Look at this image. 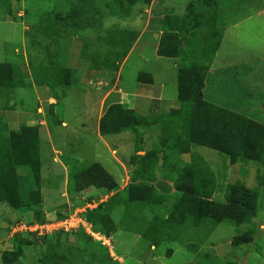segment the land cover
<instances>
[{
	"label": "rangeland",
	"instance_id": "obj_1",
	"mask_svg": "<svg viewBox=\"0 0 264 264\" xmlns=\"http://www.w3.org/2000/svg\"><path fill=\"white\" fill-rule=\"evenodd\" d=\"M117 5V0H0V63L15 61L17 65L23 66L14 68L17 76H29L22 47H27L32 55L38 54L32 49L34 47L40 50L38 48L45 40L42 38L44 36L37 32L50 34L51 26L55 27V32L58 31L61 24L59 20H68L70 14L79 10V28L66 29V36L58 41L57 62L61 67L75 71L79 82L76 89L78 91V87L83 83L85 92L87 91L83 95L89 101L96 96L97 90L111 89L110 81L115 80L118 71L116 72V66H112V71L99 77L97 81H84L80 70L86 68L88 63L81 59L80 52L93 41L94 30L98 33L99 29L103 32L114 30V25L106 22L109 17H113ZM50 19L54 22L52 25L49 24ZM84 19L89 21L87 25L91 24L94 28L82 24ZM69 21L74 22L72 19ZM99 39L97 36L94 40L97 45L93 50L102 55L115 51ZM16 50H21V55L16 57ZM127 50L122 51V57H116L113 61L119 60L121 63ZM48 57L51 59L53 56L45 54L43 59ZM250 58L253 60L251 63H238L240 66L237 71L235 63L227 70L216 63V72L209 75L204 82L203 101L212 107L235 114L225 121L224 128L221 126L223 124L218 122L220 117L217 118L218 113L213 108L212 114L206 110L199 114V117H193L195 130L204 133L207 138L219 141L221 147L228 152L195 145L190 147L189 153L184 154L178 150L167 151L165 147L159 148L162 125L156 124V121L163 119L171 111L180 109L177 102L173 109H169L168 104L159 106L158 111L153 113L149 111V106L138 103L133 112L136 117L142 119V124L138 127L140 132L138 130L136 146L138 142L142 144L147 140L146 152L151 151L155 155L156 163L153 167L149 166V175L163 172L167 178L171 175L175 182L180 169L187 170L189 165L199 168L204 171L202 176L208 177L215 184L209 200L219 204L226 203V187L243 186L252 190L257 196V204L253 214L247 215L241 223L198 222L187 214L184 196L177 191L167 197L158 195L148 183L146 173L135 172L132 180L125 179L116 184L112 191H99L91 187L77 192L71 180L78 171L86 169L97 160L92 151L82 150L83 137L78 136L76 138L79 139H75L66 132L69 129L67 124H74L83 111V95L76 89L69 90L67 94L63 89L52 91L43 88L42 92H36L34 89L26 92L17 90L14 109L17 111L14 116L16 122L25 125V113L32 116L41 113L37 124L42 122L41 126L48 128L56 126L60 132L58 136H54L56 139L53 138L52 143L40 133L41 188L40 184L36 187L30 178L31 189L36 191L39 187L41 191V196L38 190V195L33 198L37 204L31 205L30 208L24 207L17 216L0 217V264H264V142L261 138L253 136L255 132L264 136L259 129L261 125L264 126V56ZM174 63L173 60L155 58L141 68V72L153 76L157 85H166L163 94L170 102L176 100L178 93L177 69L173 68ZM133 64L134 60L131 58L122 70L119 86L123 90L132 85L138 69ZM243 65L252 69V78H246L245 72H248V69ZM11 69L6 68L0 75H8L7 71L10 75ZM146 77L145 74L140 75V78ZM98 82L101 84L97 85ZM67 95L70 98L69 104L58 103L50 106V103H53L51 97L64 98ZM118 101V94L111 93L105 111L112 103ZM3 108L4 104L0 98V126ZM18 111L22 112V116ZM187 112L189 116L186 118L190 121V107ZM99 115L100 110L92 112L91 121L96 122ZM186 118L169 123L171 133L176 138L178 134L186 135L192 132L191 128L181 129V122L183 125ZM148 126L152 127V133L146 138ZM13 128H18L17 124ZM96 141L101 143L98 139ZM74 145L79 149L77 154L70 150L74 149ZM51 146L56 150L60 149L59 156L63 164L57 161L59 166L52 163L53 168L46 170L51 162ZM130 155L132 156L131 153L125 156L126 164L133 163L132 157L128 160ZM174 186L176 189L175 183ZM93 200L99 205L95 212L89 215V219L101 234L98 241L83 231L36 237L33 240L24 234H13L12 229L19 221L52 218V215L49 216L52 213L61 218ZM190 202L192 201L189 200L188 204ZM103 217H108L111 222L104 221ZM234 240L238 241V244ZM245 240L247 243H242Z\"/></svg>",
	"mask_w": 264,
	"mask_h": 264
},
{
	"label": "crops",
	"instance_id": "obj_2",
	"mask_svg": "<svg viewBox=\"0 0 264 264\" xmlns=\"http://www.w3.org/2000/svg\"><path fill=\"white\" fill-rule=\"evenodd\" d=\"M117 1L119 3V5H117V10L112 14L113 17H109V20L106 22L113 24L114 30L109 33L107 32L104 36L101 29H99L100 34L94 30L93 41H90L91 43L83 47L80 52L81 59L88 63L86 68L83 67L80 70L82 71V77L84 81L91 83L97 81L99 77L109 73V71H112L111 68L105 69L103 66L100 70H94L91 66V60L88 58L87 53L93 50L95 45H97L94 43L96 37L99 36L100 38H104L109 34L107 39L113 40L114 50H119V46H122L123 43L128 44L129 47L127 48L128 52L125 55L126 57L121 63L116 64V72H118L115 80L110 81V86L112 87L109 91L97 90L96 96L90 98L88 101L87 97L83 95L87 93V91L85 92L86 87L83 83L78 87L81 91H77L76 89L79 82L76 78L75 71L56 64H44V68H46L48 72H51L52 75H49L50 73H41L38 75L39 63H44L42 61L44 56L43 49H46V43L49 41L42 36L38 37H42L45 42L38 48L40 50H38L39 52L36 55L37 60L35 65H32L29 61L31 51L24 45V47H22L27 60L26 67L29 71V76L23 78L17 76V71H15L14 68L22 65H17L15 61L13 63H0V65L12 68L11 74H8L10 78L8 77V81H5V83L0 86V95L2 94L0 98L4 104V108L2 109L4 114L2 115V125L0 126V134L2 135L0 136L3 138H10L12 134H19L23 129H32L35 131L32 133L31 138L34 141L33 146L36 151V158L39 165L40 188L42 184L39 152L40 133L46 136L52 143V139L55 138L54 136H58L60 130L56 126L51 128L41 126L42 122H38L37 124V121L41 118V113L35 116H32L30 113H25V125L16 122L14 116L17 111H14V109L16 108L15 97L18 95L17 90L26 92L27 90L34 89L36 92H42L43 88L52 91L63 89L67 94L69 90L76 89L78 93L83 95L82 99L85 100L82 105V107H84L82 108L83 111H81L80 117H77L78 119L74 124H67L69 129L66 130V132L71 134L72 138L75 139H79L76 138L78 136H81V138L83 137L84 142L82 144L83 146L81 145L83 147L82 150L92 151L94 153V158L97 159L93 164H99L112 177L114 183L119 184L125 179L128 181L132 180V175L136 170L132 164H126L125 156L129 153H131L132 156L145 155V153H147L148 142L144 140L142 144L138 142V146H136V140L139 138V128H137V131L125 130L115 135L102 136L100 134V128L102 118L106 112V102L111 93H116L118 94L119 101L112 104L122 105L126 110L134 112L137 109L138 103H144L149 106V111H151V113L158 111L157 109L159 106L162 107L169 104L168 108L173 109L175 103L177 102L178 104L177 98L176 100H172L173 102L165 98L163 94L166 86L165 84L157 85L151 74L141 72V68L147 63L152 62V60H155V58L173 60L175 62L173 68L178 70L182 63V58L159 56L158 51L160 46H162L161 48L164 54L170 53L171 55L180 54L181 56H193L196 54L195 51L198 52L202 48L203 45L201 42L203 41L206 43L207 36H215V40L217 42L219 40V43L208 65L206 64L207 70L204 82L209 75L211 76L216 72V63H219L224 70H227L228 67L231 68L235 63L237 64L235 71H237L240 66L239 64L242 65L243 63H251V61H253L250 56H264V0H135L132 3H128V0ZM50 22H52V19H50ZM111 32L114 33L111 34ZM52 40L60 41L61 38L53 36ZM53 41L50 44L49 53L54 56L55 59L51 60L55 63L57 59L55 53H57V51L59 53V43H54ZM257 42L260 44H257ZM105 44L110 47L109 44ZM168 48L170 50L169 52L167 50ZM18 55H21V50H16V57ZM131 58L134 60L133 65L138 69L132 80L131 87L123 90L122 87L119 86L120 76L122 70ZM184 63L187 65H195V63L189 59H186ZM243 66L248 69V72H245L247 73L245 75L246 78H252L253 75L250 73L252 69H249L247 65ZM59 69L63 72L60 74L59 80H57L58 78H55L53 75L59 74ZM217 70L219 71V69ZM241 70L242 69H240V71ZM141 74L149 75L151 77V82L148 81L147 78L139 79V75ZM98 84H101V82H98L97 85ZM58 99L60 100L58 101ZM69 100L70 98L68 95L64 98L51 97L53 103H50V106H55L58 103L69 104ZM95 110H100V115L98 120L93 122L91 121V116L92 112ZM37 112H39V110H37ZM19 115L22 116V112H19ZM248 119L250 120V118ZM57 120L60 121V119ZM52 121L55 122L53 119ZM15 123L18 128H13V126L16 125ZM62 125L65 124L62 123ZM151 129L152 127L149 126L146 128V138L151 135ZM96 139L100 140L101 143H98ZM58 147L60 148L59 141ZM59 148L56 150L54 146H51V162L47 165L46 170L53 168L52 163L59 166V164L56 163L57 161L63 164L59 156ZM76 148L78 147L74 145V149L70 148V150L77 154V150L79 149ZM132 156L130 155L128 160ZM76 157L79 158V156ZM2 158L4 161L3 164L8 167V156H6V158L2 156ZM13 165L16 167L17 175L23 180V195H25L26 192L32 188L30 187V178L32 177L30 176L29 170L23 165L16 166L15 162H13ZM59 177L61 182V176ZM146 177L149 179L148 183L158 195L167 197L176 192L174 180L171 178V175H168L170 178H167L163 172H156L154 176L147 174ZM44 180L47 181L45 177ZM71 182L73 183V179ZM40 188L39 193L41 196ZM96 190L103 191L105 189ZM24 207L30 208L31 205L27 202H22L21 207L12 208L5 202H0V217H10V215L11 217L17 216ZM50 215H52V218L58 216L54 213L49 214V216ZM52 218L44 217L43 219ZM24 219H26V217Z\"/></svg>",
	"mask_w": 264,
	"mask_h": 264
},
{
	"label": "trees",
	"instance_id": "obj_3",
	"mask_svg": "<svg viewBox=\"0 0 264 264\" xmlns=\"http://www.w3.org/2000/svg\"><path fill=\"white\" fill-rule=\"evenodd\" d=\"M135 0H128V3H132ZM81 11L76 10L72 15L70 14L66 19H61L59 22L61 23L58 27L59 30L55 32V27L51 26L52 31L50 34L39 33L37 34L44 36L47 38L48 41L46 44V49H43V54H49L50 56V44L52 43V37L56 36L62 39V37L66 36V29H77L79 28L78 20ZM72 19L74 22H70L69 20ZM50 22L49 24L52 25ZM82 24H85L88 28H94L87 25L89 21L82 20ZM72 25V26H71ZM68 31V30H67ZM110 31H108L109 33ZM69 32H67L68 34ZM107 32H103V36L106 35ZM114 32H111L113 34ZM100 34V33H98ZM109 35V34H108ZM106 36L104 38H100L104 43L109 44L114 50V42L113 40H108ZM107 39V40H106ZM218 39V38H217ZM205 41V40H204ZM54 43H58V41H53ZM121 43L120 41H118ZM202 48L196 52L193 56H181L180 54L171 55L170 53L164 54L162 51V46H160L158 54L161 57L168 56L170 58H182V63L180 64L177 70V101L179 104L178 110L171 111L166 115L163 119H158L156 124L160 123L162 125V134L161 139L159 142V148L165 147L167 151L170 150H178L179 153H189L190 147L192 145L195 146H205L211 148L213 150L228 152L227 149L221 147V143L216 140H212L211 138H207L204 136L202 132H197L195 130L196 124L193 121V117H199V114L204 113L206 110L210 111L211 113L213 110L217 111L219 121L223 128L225 121L233 117L235 114L224 111L222 109H218L215 107L210 106L208 103L203 101L202 90L204 87V78L206 75V70L209 61L211 60L214 52L217 48L219 43L215 40V36H207L206 43L203 41ZM200 44V43H198ZM32 46V44H31ZM33 47V46H32ZM129 46L128 44L123 43L122 46H119V50L107 52L106 54L98 53V51L91 50L88 52V58L91 60V66L94 70H100L103 66L105 69H110L112 66H116L119 64L120 61H113L116 57H122L125 49ZM45 48V46H44ZM32 49V48H31ZM35 52H39L37 49L33 47L32 49ZM168 52L170 51L169 48L167 49ZM37 55V54H36ZM36 55H29V61L32 65H35L37 60ZM59 53H55L56 58L58 59ZM54 57V56H53ZM53 57L51 59H53ZM49 59H42L44 63H39L38 68V75L41 73L52 75L51 72H48L46 68H44V64L48 62V64H56L58 65L57 59L55 63ZM55 59V58H54ZM186 59H189L195 63V65H187L184 63ZM47 64V65H48ZM10 67L0 65V72L3 70L6 71ZM112 69V68H111ZM117 69V67L115 68ZM40 71V72H39ZM61 71V72H60ZM63 71L59 69V74H54L55 78H60V74ZM9 74V72H6ZM42 74V75H43ZM45 76V75H44ZM8 75L1 76L0 75V86H2L5 81H8ZM52 78V76H51ZM148 81L151 82V77L147 75L146 77ZM139 79L140 78L139 75ZM54 80V79H53ZM191 108V118H186L189 116L187 112V108ZM212 114V113H211ZM237 116V115H236ZM181 118H186L183 120V125L181 122V129H192V132H188L185 134H178L176 136L171 133V127L169 125L170 121L179 120ZM189 121V123H188ZM142 124V119L136 117L133 114V111L126 110L122 105L119 104H111L107 111L105 112L101 128L100 134L102 136L108 135H115L125 130H132L137 131V128L140 127ZM256 128V127H255ZM184 129V130H185ZM258 129V127H257ZM264 135V127L260 126L259 128ZM32 129H23L19 134H12L10 138H3L0 136V202H5L12 208L21 207L22 202H27L30 205H36L37 202L34 201V196L38 195L39 187L36 191L29 189L25 195H23L24 191V183L23 180L17 175L16 167L13 165V162L17 165H23L29 170L30 176L32 180L35 182V186L37 187L40 182V174H39V165L36 158V151L33 146V140L31 138L32 133H34ZM254 137H258L257 139H262L264 142V136L255 134ZM180 142V143H179ZM175 144V145H173ZM8 156L9 166L6 167L4 165L3 158ZM154 154L150 152L145 153L143 156L133 155V163H131L135 168V172L138 173H146L149 174V166H152L156 163L154 160ZM151 161V163H150ZM12 165V166H10ZM195 165V164H192ZM147 171V172H145ZM134 172V173H135ZM204 171L200 170L199 168H195L191 165L187 167V170H181L176 176L175 184H176V191L179 192L182 196H184L186 201L184 202L185 208L187 206V214H190V217L199 221H211L214 223H221L224 221H231L235 223H241L247 215H251L254 212V209L257 204V196L256 194L249 189H246L243 186H229L226 187V196H225V204L214 203L209 200V197L212 193V188L214 189L215 184L209 178H204L202 175ZM207 179V180H205ZM132 184V183H131ZM73 187L77 192H82L88 188L94 187L96 189H105L107 191H112L116 188V184L114 183L112 177L99 165V164H92L86 169L78 171L75 176L73 177ZM209 190V191H207ZM204 195L208 196L207 198ZM192 201L188 204V201ZM94 211H89L86 214V219L89 221L95 228V225L89 219V215H91ZM64 217V216H63ZM61 217V218H63ZM57 218H60L57 216ZM102 219V217H101ZM36 222H42L43 218L41 219H32ZM103 220L110 219L108 217H103ZM96 230V229H95ZM35 239V238H34ZM33 240V239H32ZM235 242V240H234ZM238 244V241L235 242ZM241 243V242H240ZM242 243H247V241H243Z\"/></svg>",
	"mask_w": 264,
	"mask_h": 264
},
{
	"label": "built area",
	"instance_id": "obj_4",
	"mask_svg": "<svg viewBox=\"0 0 264 264\" xmlns=\"http://www.w3.org/2000/svg\"><path fill=\"white\" fill-rule=\"evenodd\" d=\"M98 205L99 203L94 200L88 201L84 206L63 218L54 217L52 219H43L42 222H36L30 219L19 221L12 231L13 234H24L32 239L57 234H68L73 231H83L86 235L98 241L101 239V234L86 219L87 212L95 210Z\"/></svg>",
	"mask_w": 264,
	"mask_h": 264
}]
</instances>
